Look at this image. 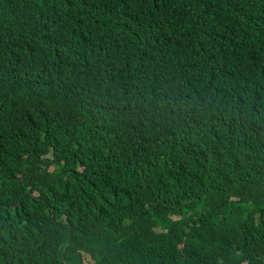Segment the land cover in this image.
<instances>
[{"label":"trees","instance_id":"obj_1","mask_svg":"<svg viewBox=\"0 0 264 264\" xmlns=\"http://www.w3.org/2000/svg\"><path fill=\"white\" fill-rule=\"evenodd\" d=\"M0 264H264V0H0Z\"/></svg>","mask_w":264,"mask_h":264}]
</instances>
